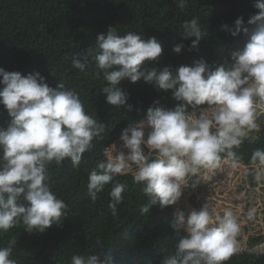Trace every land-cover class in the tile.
Wrapping results in <instances>:
<instances>
[{
    "label": "clouds",
    "instance_id": "obj_1",
    "mask_svg": "<svg viewBox=\"0 0 264 264\" xmlns=\"http://www.w3.org/2000/svg\"><path fill=\"white\" fill-rule=\"evenodd\" d=\"M174 2L183 9L188 0ZM253 7L258 12L247 24L240 17L234 27L222 26L232 37L243 34V47L211 65L200 58L175 70L149 66L145 62L158 60L163 51L157 38L143 39L134 31L120 35L112 26L97 36L94 48L73 57L72 67L81 72L94 62V78L102 76L107 82L101 94L108 105L133 111L120 84L124 79L136 83L141 78L158 91H171L178 102L174 108H165L156 101L143 119L132 121L122 131L121 149L127 152L112 144L113 151H106V159L89 172L87 196L93 204L118 176L131 174L148 198L141 214L149 213L154 205L164 209L180 201L189 178L216 170L221 154L233 166L238 163L235 150L264 114V0H255ZM182 28L183 38L191 39L188 50L198 51L207 35L198 19L184 21ZM184 48L179 43L173 51L179 54ZM0 77V105L10 117L7 126L0 127V234L20 223L29 233H44L62 224L68 208L51 189L49 165L62 166L70 160L79 168L93 140L105 139L107 126L86 113L79 94L62 81L51 87L40 72L23 75L2 67ZM145 126L151 129L147 138ZM251 164L257 168L254 181L264 183V149L252 153ZM125 187L117 182L108 193L113 217L118 215ZM254 215L255 209H249L247 217ZM170 227L178 240L160 264H225L239 251L240 224L231 209L213 213L207 203L187 214L177 209ZM15 244L13 238L0 247V264H16L10 258ZM96 244L100 255L74 254L70 264H135L124 251L114 246L105 249L99 238Z\"/></svg>",
    "mask_w": 264,
    "mask_h": 264
},
{
    "label": "trees",
    "instance_id": "obj_2",
    "mask_svg": "<svg viewBox=\"0 0 264 264\" xmlns=\"http://www.w3.org/2000/svg\"><path fill=\"white\" fill-rule=\"evenodd\" d=\"M254 2L188 0L186 7L181 9L174 0H0V67L23 75L40 72L51 87L64 82L79 94L86 113L107 126L105 139L93 140V148L84 154L79 168H74L70 160H65L62 166L49 165L51 189L68 206L67 218L62 224L53 225L44 233H29L20 223L0 234V247H6L15 238L10 258L16 264H70L74 254L100 255L98 238L105 249L114 246L133 258L135 264H160L164 255L174 251L178 240L170 227L177 209L187 214L207 203L213 213H222L226 208L236 216L248 212L249 189L264 185L254 181L257 168L251 164L252 153L258 148L264 149V114L257 117V128L249 132V138L235 150L238 163L233 166L221 154V164L216 170L202 171V175L189 178L176 205L164 209L154 205L149 213L141 214L140 208L148 198L143 195L141 186L133 183L131 174L118 176L93 204L87 196L89 172L97 162L106 159V151H113L112 144L127 152L121 149L122 131L132 121L143 119V114L155 106L156 101L165 108H174L178 102L172 99L171 91H158L141 78L136 83L124 79L120 84L128 93L133 111L108 105L105 95L101 94L107 82L102 76L94 78V62L81 72L72 67V59L94 48L97 36L106 34L112 26L120 35L134 31L143 39L157 38L163 51L158 60L145 62L149 66L175 70L200 58L211 65L227 57L230 51L243 47V34L232 37L222 26L232 28L240 17L247 24L251 15L258 12L253 7ZM192 18L198 19L207 34L198 51L188 50L191 39L185 40L182 34L183 22ZM179 43L185 48L177 54L173 47ZM9 120L7 110L0 105V127H6ZM144 131L147 138L151 129L145 126ZM225 163L247 169L245 177L235 180L223 176L220 171ZM117 182L126 187L122 194L124 200L118 205V215L113 217L108 208V193ZM237 219L241 222L240 217ZM125 233H128L127 238ZM262 238H252L249 250L239 248L225 264H264V252L255 251Z\"/></svg>",
    "mask_w": 264,
    "mask_h": 264
},
{
    "label": "rangeland",
    "instance_id": "obj_3",
    "mask_svg": "<svg viewBox=\"0 0 264 264\" xmlns=\"http://www.w3.org/2000/svg\"><path fill=\"white\" fill-rule=\"evenodd\" d=\"M221 173L223 176L232 177L233 179H243L247 169L243 167H233L229 163L223 164ZM250 202V209H255V216L249 219L247 216L237 215L240 217V232L237 236L238 247L243 250H249L248 244L252 238L263 237L260 245L255 249L258 252H264V185L252 187L247 194ZM220 211V210H219ZM257 212V213H256Z\"/></svg>",
    "mask_w": 264,
    "mask_h": 264
}]
</instances>
